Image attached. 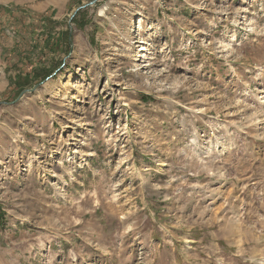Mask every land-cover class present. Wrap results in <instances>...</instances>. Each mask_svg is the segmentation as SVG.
Listing matches in <instances>:
<instances>
[{
  "label": "rangeland",
  "instance_id": "obj_1",
  "mask_svg": "<svg viewBox=\"0 0 264 264\" xmlns=\"http://www.w3.org/2000/svg\"><path fill=\"white\" fill-rule=\"evenodd\" d=\"M90 1L0 0V264H264V0Z\"/></svg>",
  "mask_w": 264,
  "mask_h": 264
},
{
  "label": "water",
  "instance_id": "obj_2",
  "mask_svg": "<svg viewBox=\"0 0 264 264\" xmlns=\"http://www.w3.org/2000/svg\"><path fill=\"white\" fill-rule=\"evenodd\" d=\"M96 1H98V0H92V1H90L89 3L83 4L82 6H80L79 8H77L76 11H79V10L82 9V8H85V7H88V6H90V5H93ZM75 13H76V12H75ZM32 90H34V87H33L32 89H27V90H25L24 92L32 91ZM24 92H23V93H24Z\"/></svg>",
  "mask_w": 264,
  "mask_h": 264
}]
</instances>
